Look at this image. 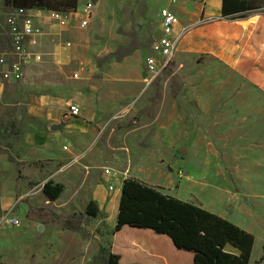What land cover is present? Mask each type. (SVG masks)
I'll use <instances>...</instances> for the list:
<instances>
[{
  "label": "rangeland",
  "instance_id": "obj_1",
  "mask_svg": "<svg viewBox=\"0 0 264 264\" xmlns=\"http://www.w3.org/2000/svg\"><path fill=\"white\" fill-rule=\"evenodd\" d=\"M84 1L59 8L79 11ZM161 2L98 0L84 28L38 24L39 35L27 49L42 60L23 65L15 84L0 85V264H105L112 229L101 213L85 215L87 187L91 180L118 187L128 177L249 230L255 238L250 264L264 262V123L257 120L262 98L225 68L206 66L204 59L184 63L177 53L145 86L143 59L159 34ZM6 10L0 0L5 46ZM61 104L78 106L96 128L89 153L96 166L71 160L80 170L69 174L70 183L62 175L52 179L51 172L40 175L43 163L22 160L19 146L24 131L50 119L48 106ZM104 165L115 178L102 177ZM192 178L205 184L195 186ZM47 180L66 182L55 200L42 192ZM51 213H74L80 224L66 228ZM12 216L20 226L6 223Z\"/></svg>",
  "mask_w": 264,
  "mask_h": 264
},
{
  "label": "crops",
  "instance_id": "obj_2",
  "mask_svg": "<svg viewBox=\"0 0 264 264\" xmlns=\"http://www.w3.org/2000/svg\"><path fill=\"white\" fill-rule=\"evenodd\" d=\"M161 1L160 5L165 3ZM248 1L252 2V0ZM253 2L252 8L227 15L222 12L223 0H177V3L171 7L178 17L175 31L181 35L175 54L177 53L181 62L198 64L204 59L206 66L222 67L237 76L262 98L257 104V120L262 124L264 123V0H253ZM144 67L143 60L142 82L145 86H149L155 78L147 83ZM137 79L140 80V76ZM80 104L82 105V101ZM67 108L64 104L59 108L48 106L47 114L50 119L39 129L24 131L19 146L23 155L22 160L43 163V167L39 165L41 171L37 170L40 175L43 171L51 172L52 179L54 175H62L60 179L70 183L72 181L69 174L76 175L80 170L79 166L74 165L80 158H84L90 167L96 166L93 164L94 159L89 156L95 146L96 138L93 133L96 128L82 118V112L76 117L71 116L64 120L62 115ZM99 113L101 108L94 116ZM65 145L67 147L63 149ZM71 160H74V163ZM69 161L71 162L68 163ZM100 170L102 173V167ZM64 174L68 176H63ZM102 177L109 181L103 173ZM192 180L196 179L192 178ZM65 181L61 182L64 186ZM122 181L118 187L115 186L114 191L107 189V185L111 182L98 184L91 180L87 187L89 198L84 204L86 205L90 200L94 201L98 205L99 213L104 215L109 229H114L116 224ZM112 183L115 185L114 182ZM197 184L203 183L195 181L193 185L197 186ZM82 187L83 185L80 188ZM80 188L77 194L80 193ZM163 193L172 196L170 192ZM71 200L73 201L72 197L69 201ZM214 213L226 219L224 215ZM152 230L124 225L121 229L111 232L109 251L119 255L121 264H194L193 252L176 248L168 235L157 234ZM224 250L233 254L238 253L230 244H227ZM260 263L264 264L263 261Z\"/></svg>",
  "mask_w": 264,
  "mask_h": 264
},
{
  "label": "trees",
  "instance_id": "obj_3",
  "mask_svg": "<svg viewBox=\"0 0 264 264\" xmlns=\"http://www.w3.org/2000/svg\"><path fill=\"white\" fill-rule=\"evenodd\" d=\"M3 3L6 12L19 7L61 10V5L70 10L76 6V0H3ZM252 5L248 0H223L222 12L227 15L250 9ZM63 190V184L52 180H47L42 186L48 200L57 199ZM99 212L94 201L87 202L85 215L96 217ZM51 216L66 228L75 229L80 224V216L74 213L67 216L51 213ZM124 225L150 228L154 233L168 235L176 248L193 252L194 264H249L254 244L250 231L217 213L165 194L131 177L122 181L119 212L112 231ZM227 244L236 248L238 253L224 250ZM105 264H121L119 255L108 250Z\"/></svg>",
  "mask_w": 264,
  "mask_h": 264
},
{
  "label": "built area",
  "instance_id": "obj_4",
  "mask_svg": "<svg viewBox=\"0 0 264 264\" xmlns=\"http://www.w3.org/2000/svg\"><path fill=\"white\" fill-rule=\"evenodd\" d=\"M97 1L85 0L79 11H72L68 14L61 10H45L43 8H11L5 16V27L1 32L2 40L7 45L0 43V85L3 87L9 82H17L21 76L23 65L38 63L42 60L41 53L27 49L28 44L35 43V37L39 35L41 29L38 24L42 22L53 23L61 31H68L69 28L72 29L76 26L77 28H84L90 23ZM163 1L165 3L158 7L159 34L151 41L150 51L143 59L147 83H150L169 67L177 51V43L181 35L175 31V27L178 25V17L171 7L177 3V0ZM66 46H70V43L67 42ZM73 76L78 78V73L74 72ZM79 114H81L80 108L75 104H70L62 118L65 120ZM66 147V145L63 146V149ZM102 173L109 180L116 176V172L110 167L102 166ZM107 189L114 191L115 185L111 182L107 185ZM5 221L13 227L21 225L17 216L9 217Z\"/></svg>",
  "mask_w": 264,
  "mask_h": 264
}]
</instances>
